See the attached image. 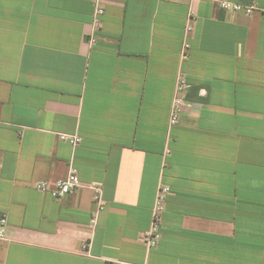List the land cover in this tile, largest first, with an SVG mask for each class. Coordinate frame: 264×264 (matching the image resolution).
Segmentation results:
<instances>
[{"label": "crops", "instance_id": "obj_1", "mask_svg": "<svg viewBox=\"0 0 264 264\" xmlns=\"http://www.w3.org/2000/svg\"><path fill=\"white\" fill-rule=\"evenodd\" d=\"M220 1L0 0V264H264V0Z\"/></svg>", "mask_w": 264, "mask_h": 264}, {"label": "built area", "instance_id": "obj_2", "mask_svg": "<svg viewBox=\"0 0 264 264\" xmlns=\"http://www.w3.org/2000/svg\"><path fill=\"white\" fill-rule=\"evenodd\" d=\"M220 7L226 11H243L245 13H251L253 10L252 6H243L239 3L232 2L230 0H221ZM104 10L102 7L98 6L95 11V15L93 18V24L98 26L100 24V17L103 14ZM191 27L188 26L186 31L189 32ZM189 49V44L186 40H184L182 44L181 57L182 59L187 57V52ZM189 87L188 82L184 76V73L178 72L176 76V81L174 85V96L170 109V124H176L180 119L181 108L185 103L184 93ZM58 138L62 141L69 142L72 146H76L81 142V138L75 135L68 134H58ZM81 181L79 179L78 173L76 169L71 165L66 177L60 178L56 180L52 185L47 182H39L36 185V189L38 191L48 193L50 197L54 199H59L64 197L65 195L74 192L81 186ZM89 188L92 190V199L95 205V210L93 213V217L91 219L90 226L94 228L97 224V218L99 212L104 208L106 202L102 196L101 186L97 183H91ZM169 189L165 186H160L158 189L156 203L154 207V211L151 217V223L149 229L145 230L142 233V239L146 246L149 249H154L158 246V243L161 239V215L164 209L165 197ZM5 218L2 217L0 219V237L4 235L3 226L5 225ZM117 264H128L119 262Z\"/></svg>", "mask_w": 264, "mask_h": 264}]
</instances>
